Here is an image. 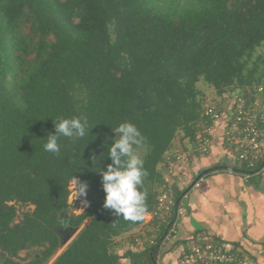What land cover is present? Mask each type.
I'll return each mask as SVG.
<instances>
[{"label":"trees","instance_id":"1","mask_svg":"<svg viewBox=\"0 0 264 264\" xmlns=\"http://www.w3.org/2000/svg\"><path fill=\"white\" fill-rule=\"evenodd\" d=\"M199 83L219 102L206 104ZM233 95L264 106V0H0V264L54 257L73 175L88 183L81 199L89 206L68 217L78 232L51 264L163 261L168 224L153 218L138 237L132 232L144 219L103 207L94 172L111 163L105 145L120 123L136 125L145 137L137 151L147 214L165 192L173 217L183 193L170 192L176 155H200L190 150L217 127L206 108L222 111ZM58 117L94 126L91 136L61 137L59 156L43 147ZM90 154L103 163L94 167ZM222 169L254 174L235 158ZM260 179L247 183L258 187ZM19 207L31 209L19 215ZM29 249L37 256L19 261Z\"/></svg>","mask_w":264,"mask_h":264},{"label":"crops","instance_id":"2","mask_svg":"<svg viewBox=\"0 0 264 264\" xmlns=\"http://www.w3.org/2000/svg\"><path fill=\"white\" fill-rule=\"evenodd\" d=\"M211 133L210 153L175 165L168 177L170 192H183L184 213L178 219L176 235L164 245L163 262L175 260L182 249L199 241L232 247L245 264H264V174L257 187L238 174L217 170L234 158L224 148L221 126ZM150 221L145 215L132 234L145 235Z\"/></svg>","mask_w":264,"mask_h":264},{"label":"built area","instance_id":"3","mask_svg":"<svg viewBox=\"0 0 264 264\" xmlns=\"http://www.w3.org/2000/svg\"><path fill=\"white\" fill-rule=\"evenodd\" d=\"M260 91V90H259ZM205 115L216 124L221 126L223 143L239 163L245 164L254 170V174H244L242 178L247 183L251 176L262 177L264 174V133L259 125H264V106L260 101L246 103L239 95H233L227 108L222 111L207 107ZM212 139L199 138L190 150V153L208 155L210 153ZM187 160L186 153L176 155L174 164L169 170L171 175L174 166ZM259 165L258 167H256ZM174 199L162 192L158 197L156 209L146 216L152 220L157 218L161 223L168 224L163 237V245L167 244L176 235L178 219L184 213V197L175 202L176 209L171 217V208ZM173 220H170L172 219ZM170 221V222H169ZM152 238L146 240L150 244ZM142 246L144 242H138ZM157 264H245L240 253L219 242L193 241L188 247L182 249L181 254L171 262H163L157 259Z\"/></svg>","mask_w":264,"mask_h":264},{"label":"clouds","instance_id":"4","mask_svg":"<svg viewBox=\"0 0 264 264\" xmlns=\"http://www.w3.org/2000/svg\"><path fill=\"white\" fill-rule=\"evenodd\" d=\"M53 126L54 133H48L45 136L46 143L43 147L45 151L57 156L61 152L59 143L61 137L91 136L90 131L94 127L89 126L86 118L82 117H58L53 122ZM112 132L114 137L111 139V144L105 145L106 156L111 163L104 169L99 165L94 172L101 177V187L105 194L103 207L110 210L116 218L122 216L128 221H141L147 214V195L139 189L147 172L144 169V161L137 150L144 144L145 137L136 125L130 122L120 123ZM101 157H103V163L104 156L97 157L90 154L94 167H96L95 161ZM71 183L74 186L76 199L77 197L86 198L88 183L80 181L74 175L71 177ZM81 204L85 208L89 206L86 199L81 200Z\"/></svg>","mask_w":264,"mask_h":264},{"label":"rangeland","instance_id":"5","mask_svg":"<svg viewBox=\"0 0 264 264\" xmlns=\"http://www.w3.org/2000/svg\"><path fill=\"white\" fill-rule=\"evenodd\" d=\"M198 87L205 94V102H206V104L209 105V104H214V103L219 102V99L215 96V94H214V92L212 90L206 88L201 83L198 84ZM175 148L180 152L179 145H176ZM69 192L70 193H69L68 200H67L68 211H67L66 215H64V218L61 221V222H65L66 227H60L61 231H63V230L65 231V229H67V227H70V226H67V223H68L67 219H68L69 216L78 215L85 209V207H83L82 204H81V200H82L81 197H77V199H76L75 190H74V186H73L72 183H70V185H69ZM30 209H31V207H25V208H20L19 207L18 208V213L20 215L22 212H25V211L30 210ZM77 232H78V229H75V232L73 233V235L64 244L60 245V247H59L58 251L56 252V254L54 255V257H52L46 264H51L53 262V260L67 247V245L75 237ZM61 238H62V236H61ZM122 243H123V241L120 242V245H122ZM38 251H39L38 249H29L28 251L21 252V253H19L18 260L22 261V262H28L33 257L37 256Z\"/></svg>","mask_w":264,"mask_h":264},{"label":"water","instance_id":"6","mask_svg":"<svg viewBox=\"0 0 264 264\" xmlns=\"http://www.w3.org/2000/svg\"><path fill=\"white\" fill-rule=\"evenodd\" d=\"M59 234L62 236L61 238V244H64L75 232V229L72 227H67V229H65V231H61L60 228L58 230Z\"/></svg>","mask_w":264,"mask_h":264},{"label":"flooded vegetation","instance_id":"7","mask_svg":"<svg viewBox=\"0 0 264 264\" xmlns=\"http://www.w3.org/2000/svg\"><path fill=\"white\" fill-rule=\"evenodd\" d=\"M60 227H66L65 222H62V224L60 225Z\"/></svg>","mask_w":264,"mask_h":264}]
</instances>
